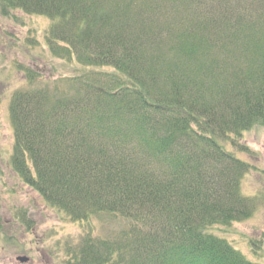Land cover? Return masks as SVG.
Here are the masks:
<instances>
[{
  "label": "trees",
  "instance_id": "obj_1",
  "mask_svg": "<svg viewBox=\"0 0 264 264\" xmlns=\"http://www.w3.org/2000/svg\"><path fill=\"white\" fill-rule=\"evenodd\" d=\"M0 10L47 16L51 53L80 67L43 84L25 68L29 87L9 107L11 170L71 220L128 221L113 237L85 235L67 264H263L207 230L258 210L241 190L253 165L221 141L246 149L244 133L264 128V0Z\"/></svg>",
  "mask_w": 264,
  "mask_h": 264
},
{
  "label": "rangeland",
  "instance_id": "obj_2",
  "mask_svg": "<svg viewBox=\"0 0 264 264\" xmlns=\"http://www.w3.org/2000/svg\"><path fill=\"white\" fill-rule=\"evenodd\" d=\"M50 25L44 14L13 11L6 16L0 10V264H67L68 250L85 235L113 237L128 224L122 217L104 213L88 221L71 220L11 170L14 131L9 107L13 92L29 87L25 68L36 70L42 84L69 77L80 69L51 53L46 39ZM241 138L239 142L246 149L230 141L221 142L253 165L241 190L257 198L258 210L249 220L215 225L207 231L227 239L249 260L264 264V128L254 126ZM20 256L29 259L20 262Z\"/></svg>",
  "mask_w": 264,
  "mask_h": 264
},
{
  "label": "water",
  "instance_id": "obj_3",
  "mask_svg": "<svg viewBox=\"0 0 264 264\" xmlns=\"http://www.w3.org/2000/svg\"><path fill=\"white\" fill-rule=\"evenodd\" d=\"M28 257H26V256H20V257H18V260L20 261V262H27L28 261Z\"/></svg>",
  "mask_w": 264,
  "mask_h": 264
}]
</instances>
